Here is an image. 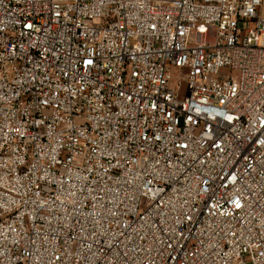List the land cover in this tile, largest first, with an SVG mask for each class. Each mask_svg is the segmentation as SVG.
Masks as SVG:
<instances>
[{"label": "built area", "instance_id": "obj_1", "mask_svg": "<svg viewBox=\"0 0 264 264\" xmlns=\"http://www.w3.org/2000/svg\"><path fill=\"white\" fill-rule=\"evenodd\" d=\"M0 264H264V0H0Z\"/></svg>", "mask_w": 264, "mask_h": 264}, {"label": "rangeland", "instance_id": "obj_2", "mask_svg": "<svg viewBox=\"0 0 264 264\" xmlns=\"http://www.w3.org/2000/svg\"><path fill=\"white\" fill-rule=\"evenodd\" d=\"M178 73H175V75H177Z\"/></svg>", "mask_w": 264, "mask_h": 264}]
</instances>
